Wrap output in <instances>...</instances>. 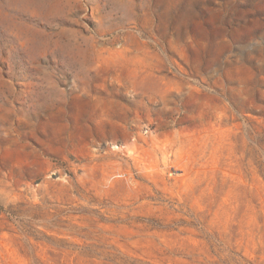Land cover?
<instances>
[{
  "label": "rangeland",
  "instance_id": "obj_1",
  "mask_svg": "<svg viewBox=\"0 0 264 264\" xmlns=\"http://www.w3.org/2000/svg\"><path fill=\"white\" fill-rule=\"evenodd\" d=\"M0 264H264V0H0Z\"/></svg>",
  "mask_w": 264,
  "mask_h": 264
}]
</instances>
